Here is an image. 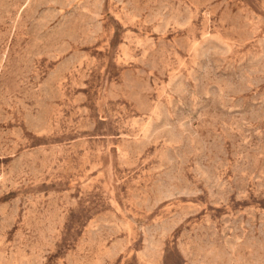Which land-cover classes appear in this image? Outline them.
<instances>
[{
	"label": "rangeland",
	"instance_id": "1",
	"mask_svg": "<svg viewBox=\"0 0 264 264\" xmlns=\"http://www.w3.org/2000/svg\"><path fill=\"white\" fill-rule=\"evenodd\" d=\"M0 264H264V0H0Z\"/></svg>",
	"mask_w": 264,
	"mask_h": 264
}]
</instances>
